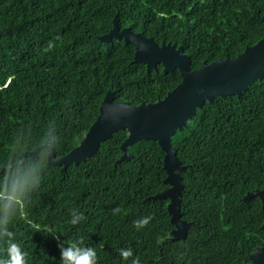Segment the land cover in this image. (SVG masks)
<instances>
[{"label":"trees","instance_id":"trees-1","mask_svg":"<svg viewBox=\"0 0 264 264\" xmlns=\"http://www.w3.org/2000/svg\"><path fill=\"white\" fill-rule=\"evenodd\" d=\"M117 13L121 28L184 46L192 69L235 57L264 37V0H0V190L13 174L32 177L0 224V264L10 258L12 239L25 264H61L58 244L76 242L95 249L97 264L249 261L264 247L261 200H243L264 189V79L240 97L206 102L172 136L188 165L181 212L191 224L183 239L164 241L173 229L169 200L148 199L167 187L165 152L156 141H138L130 159L117 163L128 135L120 130L63 172L48 163L46 149L15 154L40 138L57 156L71 151L109 90L114 101L139 105L181 82L177 70L165 73L159 64L148 72L133 63V44L99 39ZM74 216L82 218L72 224ZM145 217L149 224L137 229ZM129 248L125 259L120 250Z\"/></svg>","mask_w":264,"mask_h":264},{"label":"water","instance_id":"water-1","mask_svg":"<svg viewBox=\"0 0 264 264\" xmlns=\"http://www.w3.org/2000/svg\"><path fill=\"white\" fill-rule=\"evenodd\" d=\"M103 42L123 39L125 43L135 46L133 63L146 65L147 71L158 70L161 64L163 72L177 70L182 80L163 98L132 105L126 101H114L113 91H107L100 112L81 141L68 153L57 156L54 148L49 152L43 144L30 151L22 152L28 156L47 150L50 165L61 166L63 172L70 164L86 161L99 150L100 144L111 138L120 130L128 131L127 138L121 144L123 154L116 162L130 159L129 147L140 140L156 141L165 152L163 168L166 172L162 191L148 199H168V212L173 229L164 241L186 238L190 222L182 219L181 196L184 190L182 172L188 165H183L173 146L172 136L177 130L188 127L197 112L206 102L212 103L215 97L237 95L240 97L256 80L264 79V37L255 44L247 46L235 57L215 59L204 62L201 67L192 69L190 56L184 52V46L176 47L171 43L158 44L152 36L135 32L130 27L121 28L118 13L113 18V26L108 33L99 37ZM259 197L264 210V189L248 192L243 200ZM264 231V222L261 225ZM242 264H264V247H256L249 253V261Z\"/></svg>","mask_w":264,"mask_h":264},{"label":"clouds","instance_id":"clouds-1","mask_svg":"<svg viewBox=\"0 0 264 264\" xmlns=\"http://www.w3.org/2000/svg\"><path fill=\"white\" fill-rule=\"evenodd\" d=\"M53 45L49 43V48ZM48 151L52 150V145L48 144L45 146ZM32 181V177H24L22 174H13L6 181V187L4 190H0V224H6L9 217L11 216L12 210L16 207L19 202L20 196L22 195L24 188ZM117 211H119L117 209ZM82 217L74 216L71 223L76 224ZM150 217H145L135 222L137 229L143 228L150 222ZM5 233L8 236H13L12 232H8L6 228ZM8 256L10 257L3 264H25L24 256L20 246L13 242V239L8 242ZM61 251V264H97V254L95 249L91 247H82L78 242L71 243L68 247H64L62 243L58 244ZM132 250L121 249L120 255L127 259L132 256ZM132 264H139V259L133 260Z\"/></svg>","mask_w":264,"mask_h":264},{"label":"rangeland","instance_id":"rangeland-1","mask_svg":"<svg viewBox=\"0 0 264 264\" xmlns=\"http://www.w3.org/2000/svg\"><path fill=\"white\" fill-rule=\"evenodd\" d=\"M45 143L44 139L40 138L38 139L33 145L26 146L25 148H21L19 151H17L15 154L18 155L20 152H23V149H26V151H30L35 149V147H39Z\"/></svg>","mask_w":264,"mask_h":264}]
</instances>
